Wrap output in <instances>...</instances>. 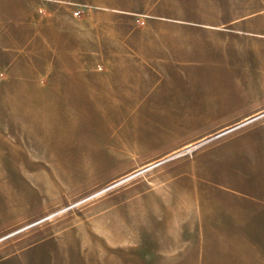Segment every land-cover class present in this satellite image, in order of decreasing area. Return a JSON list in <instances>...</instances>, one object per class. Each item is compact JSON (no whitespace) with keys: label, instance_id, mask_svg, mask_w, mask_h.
Wrapping results in <instances>:
<instances>
[{"label":"rangeland","instance_id":"1","mask_svg":"<svg viewBox=\"0 0 264 264\" xmlns=\"http://www.w3.org/2000/svg\"><path fill=\"white\" fill-rule=\"evenodd\" d=\"M195 1L0 0V264H264V13Z\"/></svg>","mask_w":264,"mask_h":264},{"label":"crops","instance_id":"2","mask_svg":"<svg viewBox=\"0 0 264 264\" xmlns=\"http://www.w3.org/2000/svg\"><path fill=\"white\" fill-rule=\"evenodd\" d=\"M190 1H192L191 3L195 4L196 7H198V1H195V0H190ZM250 1H253V0H250ZM256 1H257V5H258V11H260L261 13H264V0H256Z\"/></svg>","mask_w":264,"mask_h":264}]
</instances>
